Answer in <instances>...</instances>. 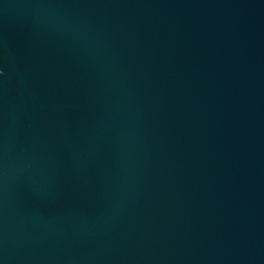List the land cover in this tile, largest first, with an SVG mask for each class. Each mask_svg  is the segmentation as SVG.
Returning a JSON list of instances; mask_svg holds the SVG:
<instances>
[{
  "label": "water",
  "instance_id": "95a60500",
  "mask_svg": "<svg viewBox=\"0 0 264 264\" xmlns=\"http://www.w3.org/2000/svg\"><path fill=\"white\" fill-rule=\"evenodd\" d=\"M0 264H264V0H0Z\"/></svg>",
  "mask_w": 264,
  "mask_h": 264
}]
</instances>
